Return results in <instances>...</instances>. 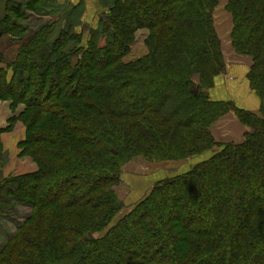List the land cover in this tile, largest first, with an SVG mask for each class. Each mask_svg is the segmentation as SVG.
<instances>
[{
  "label": "trees",
  "instance_id": "16d2710c",
  "mask_svg": "<svg viewBox=\"0 0 264 264\" xmlns=\"http://www.w3.org/2000/svg\"><path fill=\"white\" fill-rule=\"evenodd\" d=\"M222 1L118 0L103 45L55 23L23 43L0 98L25 105L22 152L39 168L7 183L0 264H264V0L225 5L234 50L253 60L258 111L210 96L227 69ZM23 4L10 6L17 23ZM145 28L147 53L130 59ZM230 111L247 130L221 144L211 127ZM207 154L124 208L116 188L135 156Z\"/></svg>",
  "mask_w": 264,
  "mask_h": 264
},
{
  "label": "crops",
  "instance_id": "0c3cea01",
  "mask_svg": "<svg viewBox=\"0 0 264 264\" xmlns=\"http://www.w3.org/2000/svg\"><path fill=\"white\" fill-rule=\"evenodd\" d=\"M13 1L15 0H0V76H2L4 80H10L13 77L14 72L12 68H8V65L18 60L23 43L30 40V38L35 35L34 32L36 33L39 31L43 25L49 23V20H47L49 17L47 16H50L51 19V16L54 15V17H52L54 19L52 23L56 24L54 30L55 34L62 30L80 34L83 29H87L86 23L88 21H93L94 18H97L96 23H91L90 29L101 31L102 21L98 18V15H102L104 12H110L118 0H51L58 5V8L52 5L50 0H34L36 1L34 7L27 5L30 0L22 1L24 3L22 12L26 15H32L46 21L38 28H33L32 30L18 27V25L23 23L20 21V23H17L15 21V13H11L10 6ZM224 3L226 5V0H223L221 5ZM225 5L223 6L225 7ZM9 17H13L12 20L15 21L13 25H17L19 28L17 32L7 30L10 24ZM229 18L230 21L227 24L221 25V27L226 26L223 29V34L226 33L223 39L225 41V43H223V49L226 55L227 69L217 79L215 86L210 90V96L215 100L233 101L239 108L258 111L262 101L258 94L252 89L248 79L253 60L250 56L237 54L234 50L231 42L233 21L231 16H229ZM219 25L218 23V32ZM228 31L229 34L227 33ZM138 32L142 35V39L138 41L141 51L136 52L134 55L131 52L130 59L140 58L147 53L144 40L147 37L148 30L145 28ZM22 34L23 36H21ZM138 35L137 33V36ZM76 61L77 57L75 56L72 62L76 63ZM24 110L25 105L23 103L14 104L12 100L0 98V209L6 205L3 200L7 198L6 191L8 181L26 173L36 172L39 168L32 156L22 152L21 143L27 136L26 125L20 118ZM211 130L218 143L237 142L243 139L247 127L241 123L234 111H230L216 122L211 127ZM226 135L230 136V140L221 141L220 139ZM236 135L238 136L235 138ZM209 155L210 154L191 158L189 161L190 163L183 166L178 173L190 170L196 163L207 158ZM126 180L129 185L136 189V193H134V195L132 194L135 196L134 200L130 201L129 204L141 200L145 196L142 194L143 191L147 193L152 187L150 183L147 186L142 185L144 183L141 182V179H136L137 181L134 183L131 177H128Z\"/></svg>",
  "mask_w": 264,
  "mask_h": 264
},
{
  "label": "rangeland",
  "instance_id": "374dc122",
  "mask_svg": "<svg viewBox=\"0 0 264 264\" xmlns=\"http://www.w3.org/2000/svg\"><path fill=\"white\" fill-rule=\"evenodd\" d=\"M15 1H23L24 2L25 0H15ZM50 2L52 3V5H54L56 8H58V5H56L55 2H53L51 0H50ZM223 5H225V3ZM223 5H220L218 7V9L215 13V17H216V21H217V26H218V23L220 24L219 25L220 37L222 39V42L225 43V41L223 39L225 38L226 33L223 34V29L226 26L221 27V25L227 24L230 21V18H229L230 14L227 13V11L225 10V7ZM110 14H111V11L108 13L104 12L102 15H98L99 16L98 18H100V20L102 21V19L106 18ZM47 17H49L47 19V20H49L48 24H52V21L54 20L52 17H54V15L51 16V19H50V16H47ZM20 18L23 20L22 21L23 24H20L18 26H20L22 28H27V30H32L33 28H38L39 23L42 25V23L46 22V21H43L42 19L36 18L35 16L26 15V14L21 15ZM94 19H93V21H88L86 23L87 29L86 30L83 29L81 34L85 33V35H87V36H91V35L96 34L95 35L96 39L100 43H102V45H103L107 41V36L102 34L103 33V32H101L102 30L101 31H94L93 29H90V26H91L90 24L96 23L97 18L95 20ZM101 24H102V22H101ZM141 30H143V29H141ZM227 33L229 34V31ZM34 34H35V32H34ZM138 34L139 35L137 36V41H136V43L132 49L133 55L136 54V52L141 51L139 49L140 45L138 44V41H139V39H142V35L140 34V32H138ZM21 36H23V34ZM145 45H146V43H145ZM129 58H130V56H129ZM237 136L238 135H236L235 138ZM229 137H230L229 135H226V136H223L222 139H220V140L221 141H228V140H230ZM242 140H239L237 142H240ZM219 143L224 144V143H229V142H219ZM218 148L219 147H217L216 149H218ZM195 156H193V157H195ZM193 157H191V158H193ZM191 158H188L186 160H180V161H178V160H163V161H161V160H155V159H150V158L148 159L147 157H145L143 155H138V156H135L134 158H132V160H130V162H128L122 168V181H121L120 185H118L116 188L120 199L125 202L124 208L126 209L127 206L130 205L129 203H130V201L134 200L135 196H133V195H134V193H136L135 192L136 189H134L131 185H129L128 181L126 180L128 177H131V180L133 181V183L136 182L138 179H141V182L144 183L142 185L147 186L150 183V185L152 184V187H153V185L157 181L164 179L165 177H167V175L172 176V175L178 173L183 166H186L190 163L189 161ZM130 175H132V176H130ZM152 182H154V183H152ZM149 191H150V189H149ZM142 194L145 195L146 194L145 191H143ZM1 208H3V207H1ZM16 211H17V214H16L17 218L22 219L23 213H27V208L26 207L24 208L22 206H18ZM13 229H14V227H13Z\"/></svg>",
  "mask_w": 264,
  "mask_h": 264
},
{
  "label": "water",
  "instance_id": "95a60500",
  "mask_svg": "<svg viewBox=\"0 0 264 264\" xmlns=\"http://www.w3.org/2000/svg\"><path fill=\"white\" fill-rule=\"evenodd\" d=\"M87 28V27H86Z\"/></svg>",
  "mask_w": 264,
  "mask_h": 264
}]
</instances>
